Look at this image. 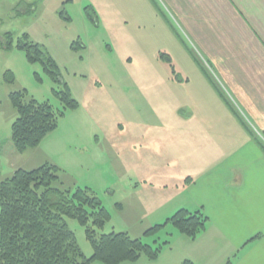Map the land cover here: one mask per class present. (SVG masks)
<instances>
[{
  "label": "rangeland",
  "instance_id": "1",
  "mask_svg": "<svg viewBox=\"0 0 264 264\" xmlns=\"http://www.w3.org/2000/svg\"><path fill=\"white\" fill-rule=\"evenodd\" d=\"M0 2V32L9 30L7 42L15 37L12 47L0 50V181L19 167L55 164L65 188L93 194L107 212L101 225L65 216L86 257L93 252L88 228L95 237L124 231L159 245L154 258L141 254L118 264H181L190 237L171 223L153 234L145 231L164 223L175 211L172 203L180 200L171 189L180 182L176 165L170 164L175 153L169 138L176 125L188 122L180 120L189 116L194 89L205 80L199 71L213 78L205 58L160 2L180 37L148 0H21L36 9L14 17L8 12L18 0ZM24 33L54 60L58 79L16 47ZM60 79L78 103L72 109H63L55 93ZM20 90L26 98L64 110L57 126L22 153L11 138L16 110L9 98ZM89 264L104 263L93 259Z\"/></svg>",
  "mask_w": 264,
  "mask_h": 264
},
{
  "label": "crops",
  "instance_id": "2",
  "mask_svg": "<svg viewBox=\"0 0 264 264\" xmlns=\"http://www.w3.org/2000/svg\"><path fill=\"white\" fill-rule=\"evenodd\" d=\"M156 1L205 58L239 115L201 69L205 80L194 89L189 116L180 120L188 122L169 138L180 182L171 189L181 194L172 206L199 209L207 218L204 229L185 240V258L264 264V0Z\"/></svg>",
  "mask_w": 264,
  "mask_h": 264
},
{
  "label": "trees",
  "instance_id": "3",
  "mask_svg": "<svg viewBox=\"0 0 264 264\" xmlns=\"http://www.w3.org/2000/svg\"><path fill=\"white\" fill-rule=\"evenodd\" d=\"M149 1L175 36L180 37L158 2ZM23 37L24 40L22 36L17 38L16 47L23 49L31 61H41L45 70L58 79L59 72L54 60L38 43L28 42V34L24 33ZM14 38V35L9 37L6 49L12 47ZM158 57L170 60L164 53H159ZM203 73L223 102L234 112L204 69ZM59 81L61 85L55 93L63 109L76 107L78 103L72 97L69 86L61 79ZM26 97L25 90L9 94L16 110L11 138L16 151L20 153L36 146L46 133L57 126L58 117L64 112L55 110L48 101ZM234 113L239 119V115ZM59 171L60 168L55 164L43 163L31 169L17 168L0 181V264H89L93 259H100L104 264H118L134 261L141 254L149 258L156 257L159 245L153 247L124 231H112L95 237L88 228L86 234L92 243L93 252L90 257H86L68 227L65 216L77 217L82 223L91 218L94 224L101 225L107 212L93 194L81 188H65ZM206 219L199 209L191 212L180 208L164 223L149 227L145 233L153 234L158 228L171 223L182 234L194 239L204 229ZM181 264L194 262L185 258Z\"/></svg>",
  "mask_w": 264,
  "mask_h": 264
},
{
  "label": "flooded vegetation",
  "instance_id": "4",
  "mask_svg": "<svg viewBox=\"0 0 264 264\" xmlns=\"http://www.w3.org/2000/svg\"><path fill=\"white\" fill-rule=\"evenodd\" d=\"M2 3V2H0ZM7 3V2H6ZM6 3H5V7L2 9L4 15L6 16L7 11H6ZM25 5V7L27 8H23ZM36 9V6L34 5V3H26V4H22L21 0H18V2L16 4H14V6L9 10L8 15L12 17L14 16H18L19 14H24L25 12H28L29 10L34 11ZM3 22L0 20V28L2 26ZM9 35V30H6L4 32H0V50H4L7 47H5V43H7V36Z\"/></svg>",
  "mask_w": 264,
  "mask_h": 264
}]
</instances>
